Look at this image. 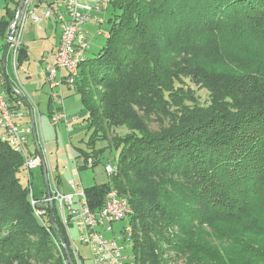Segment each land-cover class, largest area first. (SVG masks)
Returning a JSON list of instances; mask_svg holds the SVG:
<instances>
[{"label": "trees", "instance_id": "trees-1", "mask_svg": "<svg viewBox=\"0 0 264 264\" xmlns=\"http://www.w3.org/2000/svg\"><path fill=\"white\" fill-rule=\"evenodd\" d=\"M109 3L102 45L79 64L75 93L95 136L104 137V127L122 133L108 141L117 173L83 187L88 208L100 211L110 189L127 198L137 264H178L165 256L170 249L183 264H264V228L255 220L264 216V69L235 76L212 64L225 39L264 34V0ZM14 17L0 22L5 41ZM26 59L20 46L16 67ZM78 150L93 167L96 154ZM22 169V157L0 141V264H65L49 216L50 232L33 214ZM218 214L253 227L232 250L241 262L217 259L222 247L184 248L173 233ZM53 215L70 251L55 204Z\"/></svg>", "mask_w": 264, "mask_h": 264}, {"label": "built area", "instance_id": "built-area-1", "mask_svg": "<svg viewBox=\"0 0 264 264\" xmlns=\"http://www.w3.org/2000/svg\"><path fill=\"white\" fill-rule=\"evenodd\" d=\"M40 1H24L22 18L13 33L6 37V42L10 44L8 53L12 57L13 63L16 62L17 51L21 46V30L26 15L29 13L35 22L41 20L33 12H30L31 8ZM97 2V6L106 5L110 0H97ZM91 9L92 6L83 0H58L55 7L45 9L42 14L44 19L54 18L61 26L60 44L54 55V60L43 69L45 82L51 91L52 97L60 101L61 108L63 106L62 87L66 86L71 90L75 88L78 66L85 61L86 54L90 49L82 27L90 18ZM7 86L11 87L10 91L6 89ZM31 111L35 118L37 106L32 98L27 95L21 85H12L0 72V141L22 157L23 169L26 172L28 182L26 190L34 216L50 232L45 224V219L47 216L50 219L51 204L52 208L53 204L56 205L71 246L75 264H82V262L80 254L73 248V240L69 234L70 222L77 229L79 243L90 250L93 264H137L133 257L125 254L124 248L118 246L116 241L119 239L130 243L131 226L127 224L117 235L113 232L112 224L126 220L131 213L127 198L121 196L116 189H110L107 192L103 207L98 212H92L88 208L83 187L75 185L74 181L68 182L69 187L73 190L70 194L61 193L56 186L58 192L56 191L53 196L45 197L46 194H41L42 201L35 198L32 187V173L38 168L42 171V163L32 142ZM50 122L52 126L69 123L62 110L55 111L50 117ZM39 144L41 147V143ZM41 150L47 178L53 187L56 185L55 177L42 147ZM86 165L92 167V159H88ZM104 170L109 176H113L117 173V166L111 168L107 163ZM107 234L113 235L112 241L105 239Z\"/></svg>", "mask_w": 264, "mask_h": 264}, {"label": "rangeland", "instance_id": "rangeland-1", "mask_svg": "<svg viewBox=\"0 0 264 264\" xmlns=\"http://www.w3.org/2000/svg\"><path fill=\"white\" fill-rule=\"evenodd\" d=\"M26 24L27 22L22 25L21 38L26 34ZM106 29L107 25H104L101 30L105 32ZM93 37L91 39H93ZM98 39L100 38L98 37ZM20 42L25 43L30 49L29 60L21 62L17 65V69H15L11 60L7 59L5 63V74L12 84H14V82L17 84L20 81L17 85L22 84L25 91L28 92L38 104L40 122L37 120L36 134L38 135L37 139L39 138V143H41L43 153L51 170L53 169L52 171H54L55 175L60 176L61 185L65 186L70 181H74L78 185L81 184L82 187L93 185L101 186L108 183L110 176L105 172L104 166L109 163L111 168H116L115 159L117 156L113 148L108 147V141L110 143L113 139V133L119 134L122 133V130L112 132L109 129L106 131L104 127L102 130L104 137L95 136L93 133L94 128H91L87 119H83L85 111L80 96L77 93L63 95V113L66 120L70 121L68 126L66 127L64 124H59L53 127L49 119V93L46 89L43 90L41 87L43 85V77L37 64L44 45L37 37H32L30 34L25 38L24 42H22L21 39ZM94 43L95 40L89 41L92 47L96 45V43ZM223 44L225 47L223 58L212 63L214 68H219L218 70L220 71L233 72L235 76H241L245 73L244 71L246 69L255 66L264 69V34L258 35L251 33L245 37L235 36L225 39ZM90 55L91 54H88V56ZM226 59H228L231 64L225 63ZM58 102L61 104L60 101ZM75 118L76 120L73 121ZM151 126L156 127V123H153ZM101 138L105 139L102 140ZM78 149L90 154L91 157L95 156L93 155L94 153L96 154L97 159L93 167H86L83 157H77L76 160H74V157L79 156L80 151ZM75 163H77L78 170L75 168ZM18 177L20 184L23 187H27L28 182L24 169L18 173ZM32 187L35 198L40 199V191L42 190L44 192L45 190L44 179L40 168L34 170L32 173ZM217 216L220 218L214 217L207 225L187 226L186 232L183 234L179 229L174 228L173 233L176 234L178 232L177 236L180 238L184 248L185 245L187 247L192 246L201 249L207 247L211 250L222 247L221 251L216 254L217 259L220 257L222 262H228L230 260L233 262H241L243 256L235 254L232 250H234L235 245L237 247V243L243 237L251 233L253 227L249 226V221L247 220L246 222L245 218L239 220L236 218L232 220L233 218L222 219L224 217L219 216V214ZM255 220L259 228H264V216L255 218ZM127 224V220L113 223L112 227L114 234H119ZM69 234L73 240V248L80 254L82 263L93 264L90 250L79 243L77 229L73 226L72 222H70L69 225ZM112 237V234H107L105 239L112 241ZM116 241L118 246L124 248L125 254L133 257L130 243H126L119 239ZM262 248L264 249V247ZM59 249L64 255L65 264H68L63 247H59ZM68 252L70 256H72L71 259L74 264L75 262L73 255H71V250L69 251L68 249ZM224 252L227 254L232 253L228 256ZM164 254L169 258V261L183 264V262L179 260L180 256L174 254L172 249Z\"/></svg>", "mask_w": 264, "mask_h": 264}, {"label": "crops", "instance_id": "crops-1", "mask_svg": "<svg viewBox=\"0 0 264 264\" xmlns=\"http://www.w3.org/2000/svg\"><path fill=\"white\" fill-rule=\"evenodd\" d=\"M57 1L58 0H41L37 5H35L33 8H31L30 12H33L36 16L41 18V20L39 22L33 21L29 15V13H28L25 17L24 22H23V24L25 22H27L26 34H24L21 38V41L24 42L25 38L27 36H29V34H30L32 37H37L40 40V42L44 45L43 49H42V54H41L37 64H38V67H39L41 74H42V77H43V85L41 87L43 90L46 89L49 93L48 94V100H49L48 104H50V105H48L49 119L55 111H60V110L63 111V108H64V104L61 108V105L59 104L57 99L52 97L51 91H50L48 85L46 84L45 78L43 75V69L45 68V66H47L48 64H51L53 62L54 55H55V53L59 47L60 37H61V26L54 18L44 19L42 17V14H43V11L45 9L50 8V7H55V5L57 4ZM83 1L90 4L92 6V9L90 10V18L83 25L82 29H83L86 37H87L88 42L90 40L91 41L95 40V43H96L95 46L94 45H93V47H92V45L90 46V49L86 54V58H88L89 57L88 54L96 53L102 45V42H103L102 38L104 37L105 32H103L101 29L104 25H107V20L111 17V14H112V8H111L110 3H108L106 5L97 6V3H98L97 0H83ZM16 2H17V0H0V22L2 20L8 19V12L11 13L12 11H15V14H16V10H17V9L15 10ZM97 7H99V8H97ZM7 30H8V28H7ZM6 35H8L7 31H6ZM92 37H93V39H91ZM98 37L100 39H98ZM5 44H6V41H5V34H4L3 37L0 36V72L3 71V69H2L3 61H1V59L3 56ZM21 46H22V48H24L26 50V53H27V59L22 61V62H26L29 60V57H30V52H29L30 49L28 48V46L25 43H21ZM7 59L11 60V62L13 63L12 57L9 55V53L7 54L6 61H7ZM6 61H5V63H6ZM13 67L15 69H17L16 62L13 63ZM4 72H5V64H4ZM7 79L9 80L8 77H7ZM19 82L17 84H19ZM14 84H16V83L14 82ZM14 84H12V85H14ZM21 86L24 89V86L22 84H21ZM26 93L34 101L33 97L28 92H26ZM73 93H75V88L73 90H71L66 86L62 87V94L64 96L70 95ZM34 103L37 105V112L35 114V122H34L35 131H36L37 130V120H38V122H40V119H39L40 115H39V111H38V104L35 101H34ZM83 116H84L83 119H86L87 114L85 113ZM30 118H31V116H30ZM75 120H76V118L73 121H75ZM68 122H70V121H68ZM62 124H64V123H62ZM68 124H64V125L67 127ZM77 157L78 156L74 157V160H76ZM76 164L77 163H75V168H76V170H78V166ZM41 172L43 175V169ZM52 173H53V176L55 177V180L57 182V189L63 194L72 193L73 190L70 189L68 183L66 186L61 185L60 176L55 175L54 171H52ZM43 179H44V175H43ZM75 185L80 186L81 184L78 185L75 183ZM40 193L42 194V190L40 191ZM41 194H40V196H41ZM81 262H82V259H81Z\"/></svg>", "mask_w": 264, "mask_h": 264}, {"label": "water", "instance_id": "water-1", "mask_svg": "<svg viewBox=\"0 0 264 264\" xmlns=\"http://www.w3.org/2000/svg\"><path fill=\"white\" fill-rule=\"evenodd\" d=\"M24 1L25 0H20V2L18 4L17 10H16V14H15V18L10 23V25L8 27V30H7V34L8 35H11L13 33L15 27L17 26V24H18V22H19V20H20V18L22 16V9H23ZM9 47H10V44L7 42L5 44V48H4V52H3V56H2V59H3L2 60L3 61V67H2L3 71L2 72H3V75H4L5 79H7V77H6V74L4 72V64H5V61H6L7 54L9 52ZM30 116H31V129H32L34 144H35L38 156L40 157V160H41V163H42L43 174H44V186H45V190H46L47 195H49L50 194V189H49L48 178H47V173H46V169H45V162H44L43 154H42V151L40 149V146H39V143H38V140H37L36 131H35V124H34V115H33L32 111H31ZM50 221H51L52 226L55 229V233H56V235H57V237H58V239L60 241V244L63 247L67 263L68 264H73L71 256H70V254L68 252V249H67V246H66V243H65V239L62 236V234L60 233V230L57 227L55 218L53 216L52 204L50 206Z\"/></svg>", "mask_w": 264, "mask_h": 264}, {"label": "bare ground", "instance_id": "bare-ground-1", "mask_svg": "<svg viewBox=\"0 0 264 264\" xmlns=\"http://www.w3.org/2000/svg\"><path fill=\"white\" fill-rule=\"evenodd\" d=\"M37 106V105H36ZM30 122H31V118H30ZM34 122H35V118H34ZM37 136V135H36ZM38 140V139H37ZM34 141V140H33ZM39 143V142H38ZM33 144H34V142H33ZM34 146H35V144H34ZM39 146H40V144H39ZM36 148V147H35ZM40 149H41V147H40ZM37 151V150H36ZM42 151V150H41ZM43 169V168H42ZM44 175V174H43ZM56 181V180H55ZM48 184H49V189H50V194L49 195H47V193H46V190H44V192H42V195L43 194H46V196L45 197H51V196H53L54 194H55V192L57 191L56 190V186H57V182H56V185L55 186H53L52 187V185H51V182H49L48 181ZM71 189V188H70ZM53 190H55L54 192H53ZM58 192V191H57ZM60 193V192H59ZM42 195H41V198L40 199H38V201H42ZM60 242V241H59Z\"/></svg>", "mask_w": 264, "mask_h": 264}]
</instances>
